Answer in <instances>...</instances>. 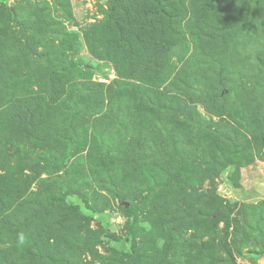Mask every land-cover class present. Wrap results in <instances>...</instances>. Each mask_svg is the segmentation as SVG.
I'll list each match as a JSON object with an SVG mask.
<instances>
[{"label":"rangeland","instance_id":"1","mask_svg":"<svg viewBox=\"0 0 264 264\" xmlns=\"http://www.w3.org/2000/svg\"><path fill=\"white\" fill-rule=\"evenodd\" d=\"M114 1L0 0V26L49 54L16 84L21 102L0 82V112L32 121L21 131L0 127V264H45L31 255L62 264H264V57L254 53L264 48V5L186 0L179 44L162 38L155 10L150 24L130 5L127 22ZM55 98L64 102L47 111L41 102ZM23 130L39 142L25 145ZM234 131L246 139L236 142ZM11 148L32 153L13 184L3 179L17 163ZM57 151L59 163L49 164ZM28 205L48 212L45 229L63 221L66 205L86 223L50 226L48 247L35 242L38 227L11 229L32 214Z\"/></svg>","mask_w":264,"mask_h":264},{"label":"trees","instance_id":"2","mask_svg":"<svg viewBox=\"0 0 264 264\" xmlns=\"http://www.w3.org/2000/svg\"><path fill=\"white\" fill-rule=\"evenodd\" d=\"M60 1H65V0H54L55 4L57 6H59ZM180 2V8L177 9L176 7V3ZM255 2V0H247L248 5H253ZM186 0H116L114 1L113 5L114 7L117 8L118 12L122 13V17L124 19L127 20V22H130V16H128V7L130 5H133L136 9H138L139 14L137 16V19L141 18L146 22L151 24L150 21V16L151 14H153V10L156 11V13L158 15H160V17L162 18V20L165 22V25H163L158 32L160 33V35L162 36V38L167 36V37H172L173 40L180 39L181 41H179V44H185V39H186V32L183 26V18L181 17V15H183L186 11L188 2L186 3ZM264 5V0H263V4L261 3V0H259V6ZM182 6V7H181ZM189 6V5H188ZM42 16L43 18H45L46 20L48 19L47 13L46 11L44 12V10H42ZM252 16V13L249 11V14L245 16L246 19H249V17ZM258 21H259V27L264 29V15L262 13L258 14ZM51 22V21H50ZM45 23L47 24V22L45 21ZM7 23H5L6 25ZM52 24V23H51ZM5 25L3 27L0 26V76H2L0 78V82L4 81L7 82L8 81V85H6L4 88H8V90L11 91V94H7V96L9 95V98L11 100V102H15L16 99L20 98V102L21 100L24 98V92L23 93H19L17 94L16 92H14L16 90V84H19L21 82V80H23L26 76H25V70H28V67L33 65V64H41L44 60L49 59V54L46 52H41L39 51L40 47H38V49L34 50L31 48V45L33 43V39L31 36H27L29 39V42L27 41V43L21 44V40L19 39V37L16 36L15 33H13L12 30L7 29V27H5ZM49 25V24H48ZM55 27L52 24V28ZM152 27V25H151ZM52 28H48L49 29V34H51V29ZM168 32V33H166ZM137 34L139 35V32H137ZM16 41H18V43H16ZM41 42V40H40ZM39 42V43H40ZM42 44V43H41ZM14 49H13V47ZM255 55L257 58L260 57H264V48L261 49L260 48H256L254 51ZM261 59V58H260ZM48 62V60H47ZM69 70L75 71L74 67H66ZM68 69L63 70V72L61 71L62 75L65 74H69ZM59 69L53 65L50 66L48 71H49V78H53V75L57 74V71ZM2 72H8V74L2 73ZM67 74H66V73ZM2 73V74H1ZM8 78V80H7ZM52 93V92H50ZM2 94V93H1ZM57 94V93H56ZM15 95V96H13ZM51 102V101H50ZM59 102H64L63 98L59 100V98H55L54 102L49 103V102H41L43 106H48V108L46 109L47 111H50V109L52 110V106L53 109L56 106V104H59ZM24 105L29 104V102H22ZM11 108H7L4 111H1L0 113H2V118L7 117L8 118V122L6 121H2L0 120V127H2L4 124H10V123H15L16 127L20 130V127H24L26 129L27 126H25L24 124H32L29 122L23 123L20 120H17V118L12 115L11 113ZM28 113V112H27ZM33 111L30 112V114L28 115V117H33ZM55 113H53L51 116H53ZM27 117V118H28ZM27 121V119H26ZM18 125V126H17ZM65 126V124L63 125ZM68 125H66L67 127ZM66 127L64 129H66ZM22 129V128H21ZM21 131V130H20ZM24 131V135L22 137V141L24 142L25 145H34L36 143L39 142V137L34 134V133H30V134H26L25 130ZM234 137L236 139V142H240L242 140L246 139V136H241V134L237 131H234ZM9 136V134H8ZM17 137H20L18 135H10L9 137L6 138V140L8 142H10L9 144L13 145V142L18 143L19 140H16ZM36 149V146H34ZM34 149V148H33ZM11 151H13L15 154L12 156L15 160H17V163L13 165V163H9V166L7 168H5V173H6V177H4V181L8 182L11 181V184L16 183L18 181L16 180H20V176H22L21 172H20V168L21 166H23L24 163L28 162L29 164H32L31 158H32V153L27 151V150H13L11 148ZM59 151L54 152L52 154L49 155V164H53L56 165L59 163L58 157H59ZM19 177V178H18ZM22 178V177H21ZM56 203V200H54V204ZM65 205V204H64ZM64 205L62 206V208H64ZM68 206L67 209H62V214L66 215V217L63 219L62 222L57 223V224H53V223H49V225L55 229H64L65 231H72L69 229V224L71 222H78L81 226L85 225L86 221H85V217L78 212L77 208H73V206ZM52 209L53 208V204L48 202L46 209ZM24 210H28L30 211V213H32L30 216H22V217H18L15 218V225H11V229H15L17 233L20 234V232H22L23 230L28 231L29 227H38V231L34 234L36 237L35 242L36 243H46V245L48 247H50V242L46 241L45 239L46 237H48V235L52 232V228L49 226V229H45V223L48 221V219L46 218V220L44 219L46 217V214L44 215V213H48L47 211H43L41 210V207L38 205H28L24 207ZM35 210V211H34ZM29 213V212H28ZM39 225V226H38ZM42 228V229H41ZM75 228V227H73ZM71 228V229H73ZM25 245H23L21 243V247L18 245V247L20 248V251L22 253V255L27 256L28 255V251L24 248ZM47 254L48 251L46 250ZM31 258L33 261H36L38 258H40V260L42 262H44L45 264H62L63 262L60 260H55L52 256H50L49 258L47 256L41 255L40 257L38 255H31ZM60 262V263H58Z\"/></svg>","mask_w":264,"mask_h":264}]
</instances>
